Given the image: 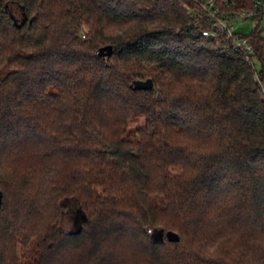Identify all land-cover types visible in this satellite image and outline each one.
Returning a JSON list of instances; mask_svg holds the SVG:
<instances>
[{
	"label": "trees",
	"instance_id": "obj_1",
	"mask_svg": "<svg viewBox=\"0 0 264 264\" xmlns=\"http://www.w3.org/2000/svg\"><path fill=\"white\" fill-rule=\"evenodd\" d=\"M203 1L0 0V264H264V37Z\"/></svg>",
	"mask_w": 264,
	"mask_h": 264
},
{
	"label": "rangeland",
	"instance_id": "obj_2",
	"mask_svg": "<svg viewBox=\"0 0 264 264\" xmlns=\"http://www.w3.org/2000/svg\"><path fill=\"white\" fill-rule=\"evenodd\" d=\"M232 25H233V29L236 32L242 33V34H250L254 28L259 25L261 30H262V35L264 37V15L261 17L260 20L256 19V18H243V17H236L235 19H233L231 21ZM254 62H255V66L258 70L261 69L262 67V62L260 60V58H258L257 56L254 58ZM263 89H264V80H263ZM76 206L73 207V209H75ZM65 223H66V227H70L72 225V223L68 222V214L66 213L65 215ZM45 220H40L39 224H38V229H41L42 226L44 225ZM131 235L133 237L136 236V231H134L133 229L131 230ZM138 243L134 244V248L135 250L132 251L127 258L122 259L123 262L121 261L119 264H150L149 261H146V258L148 257L146 254H142L143 249L145 247V244H147V239L146 241H143V237L138 240H135ZM142 241V242H141ZM146 242V243H145ZM119 243H121V240H119ZM22 249V248H21ZM21 249L18 248V252L19 254H21ZM153 257V256H152ZM150 258L153 259V258ZM64 258H59V260H63ZM58 260L57 264H60V261ZM68 261V262H67ZM70 259L68 257L65 256V262H67V264L69 263ZM155 262V260L153 261V263Z\"/></svg>",
	"mask_w": 264,
	"mask_h": 264
},
{
	"label": "water",
	"instance_id": "obj_3",
	"mask_svg": "<svg viewBox=\"0 0 264 264\" xmlns=\"http://www.w3.org/2000/svg\"><path fill=\"white\" fill-rule=\"evenodd\" d=\"M113 52L112 44H105L97 48L98 55H111ZM132 87L134 89H151L154 86V80L151 77L142 79L138 78L132 82ZM3 201V191L0 188V208ZM146 233L150 236L153 242L165 243L166 240L169 241H179L180 234L173 229H166L163 225H156L150 222L144 226Z\"/></svg>",
	"mask_w": 264,
	"mask_h": 264
},
{
	"label": "built area",
	"instance_id": "obj_4",
	"mask_svg": "<svg viewBox=\"0 0 264 264\" xmlns=\"http://www.w3.org/2000/svg\"><path fill=\"white\" fill-rule=\"evenodd\" d=\"M202 6L211 22L209 28L203 29V34L205 36L213 37L217 36L221 31H227L231 38L238 40L239 45L241 43L247 44L246 38H239V35L236 34L231 23L232 20L220 14L216 0H204ZM238 17L250 18L249 14L245 11H242ZM247 48L251 51L250 45H247Z\"/></svg>",
	"mask_w": 264,
	"mask_h": 264
}]
</instances>
